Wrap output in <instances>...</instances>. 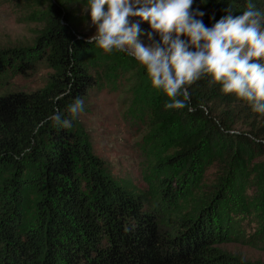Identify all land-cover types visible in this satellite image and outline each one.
Segmentation results:
<instances>
[{
  "label": "trees",
  "instance_id": "trees-1",
  "mask_svg": "<svg viewBox=\"0 0 264 264\" xmlns=\"http://www.w3.org/2000/svg\"><path fill=\"white\" fill-rule=\"evenodd\" d=\"M72 1L50 0L33 45L0 48V264H260L217 244L264 249V116L210 77L188 88L191 111L166 109L146 69L121 54L147 79L151 125L173 140V155H158L163 142L157 149L151 203L107 171L77 118L70 128H37L57 109L71 119L68 105L96 83L98 49L79 34ZM262 1L253 0L258 9ZM246 5L194 0L192 8L211 27ZM39 68L40 85L21 82L33 83ZM213 162L218 176L198 185Z\"/></svg>",
  "mask_w": 264,
  "mask_h": 264
},
{
  "label": "clouds",
  "instance_id": "clouds-1",
  "mask_svg": "<svg viewBox=\"0 0 264 264\" xmlns=\"http://www.w3.org/2000/svg\"><path fill=\"white\" fill-rule=\"evenodd\" d=\"M193 4L194 0H89L97 30L87 43L135 59L146 69L152 87L168 98L166 109L191 111L188 88L210 77V84L220 85L224 94L235 95L264 116V11L247 0L242 14H229L208 27L200 19L205 13L194 11ZM134 17L139 22H133ZM140 22H147L152 31L145 33ZM144 35L148 45L140 40ZM83 111L84 100L76 97L67 107L71 119L57 109L37 128L49 122L70 128Z\"/></svg>",
  "mask_w": 264,
  "mask_h": 264
},
{
  "label": "rangeland",
  "instance_id": "rangeland-1",
  "mask_svg": "<svg viewBox=\"0 0 264 264\" xmlns=\"http://www.w3.org/2000/svg\"><path fill=\"white\" fill-rule=\"evenodd\" d=\"M49 2L0 0V48L33 45L43 26L38 15L48 7ZM68 7L79 34L86 39L94 35L97 29L91 22L89 0H73ZM260 10L264 11L263 8ZM131 20L139 22L138 17ZM140 27L145 33L152 31L147 22H140ZM153 38L155 41L160 40L155 33ZM140 40L145 45L150 43L146 35L141 36ZM97 49L98 62L94 66L96 74L93 78L96 83L86 87L84 111L77 117L78 124L93 154L101 160L114 179L127 185L132 192L144 194L147 203H151L157 195L159 184V172L153 170L155 165L152 164L162 142L164 148L158 155H173L172 136L151 125V105L149 101L146 102L143 94L147 79L137 80L136 65L121 55L126 53H105ZM46 72L39 68L34 76L35 83H32L31 78L21 82L29 81L33 87L40 85ZM159 163L164 166L163 161ZM200 175L198 185L213 182L218 176L215 162L205 166ZM217 246L240 256L244 261L264 264V249L260 244L253 246L226 241Z\"/></svg>",
  "mask_w": 264,
  "mask_h": 264
}]
</instances>
